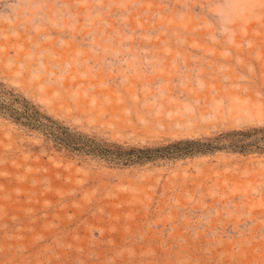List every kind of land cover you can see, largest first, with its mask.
Masks as SVG:
<instances>
[{
	"label": "rangeland",
	"instance_id": "1",
	"mask_svg": "<svg viewBox=\"0 0 264 264\" xmlns=\"http://www.w3.org/2000/svg\"><path fill=\"white\" fill-rule=\"evenodd\" d=\"M0 264H264V0H0Z\"/></svg>",
	"mask_w": 264,
	"mask_h": 264
},
{
	"label": "clouds",
	"instance_id": "2",
	"mask_svg": "<svg viewBox=\"0 0 264 264\" xmlns=\"http://www.w3.org/2000/svg\"><path fill=\"white\" fill-rule=\"evenodd\" d=\"M225 11H226L225 7L222 6L221 10L215 13V15L218 17V22H219L218 32L220 34H223L228 27V21L225 16Z\"/></svg>",
	"mask_w": 264,
	"mask_h": 264
}]
</instances>
